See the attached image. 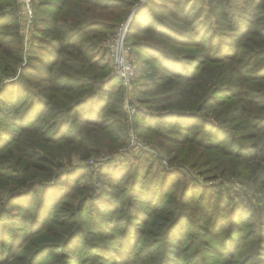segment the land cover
Returning <instances> with one entry per match:
<instances>
[{
	"label": "trees",
	"instance_id": "obj_1",
	"mask_svg": "<svg viewBox=\"0 0 264 264\" xmlns=\"http://www.w3.org/2000/svg\"><path fill=\"white\" fill-rule=\"evenodd\" d=\"M138 1L39 0L35 24L42 36L25 50L15 0H0V153L18 138L9 124L43 135L29 144L31 161L5 156L0 163V183L8 192L0 187V243L10 240L0 264H38L36 257L46 254L69 260L82 242L108 252L117 264H218L211 258L225 263L250 246L252 264L264 262V0L241 5L233 2L238 0H146L127 35L149 55L143 68L148 82L139 89L161 92L143 101L155 109L138 113L140 134L158 141L165 153L174 151L168 141L180 144L178 155H168L171 162L190 146L203 150L202 156L218 152L203 159L210 166L206 174L220 171L228 180L233 172L243 174L247 192L256 195L251 213L232 208L242 216L225 226V206L232 199L222 186L209 196L197 195L201 184L196 178L182 180L181 162L174 170L163 163L129 165L116 178L110 170L108 185L98 193L86 173L69 177L67 187L52 184L65 176L54 166L58 157L40 160L60 142L82 148L92 137L114 135L123 143L113 131L116 116L125 115L122 78L111 73L107 50L100 58L95 50ZM247 16L249 25L242 22ZM253 17L259 20L255 25ZM139 35L155 40H134ZM182 46L196 51L181 53ZM19 70L14 81H6ZM92 230L107 243L95 245ZM172 235L181 238L177 248L169 244ZM218 236L232 241L214 249ZM191 244L196 263L182 259Z\"/></svg>",
	"mask_w": 264,
	"mask_h": 264
},
{
	"label": "rangeland",
	"instance_id": "obj_2",
	"mask_svg": "<svg viewBox=\"0 0 264 264\" xmlns=\"http://www.w3.org/2000/svg\"><path fill=\"white\" fill-rule=\"evenodd\" d=\"M12 1V0H10ZM242 0L238 1H233L234 3H239L241 5ZM14 2V0H13ZM39 0H15V9L17 11V16H18V24L20 27V30L22 32L23 36V46L25 47V50H27L28 47H30L31 43H38L39 42V37H41L42 33L39 27L35 24L38 15L41 13V8L38 5ZM146 3V0H139L137 3V7L133 8L132 12L129 14V16L126 17V19H122L117 23V28L115 31H111L107 34L106 38L96 46L95 54H98L99 58L101 55L106 52L107 50L108 55L106 54V58L109 57V49H108V41L115 35L117 30L122 27V25H125L129 22V27L128 31L131 27V24L135 21L136 19V13L140 10L142 6ZM174 7V4H170ZM29 8L32 10V15L34 19L33 22L30 21V16H27V12H24L20 14L23 10H27ZM249 6H247L245 12L249 11ZM241 10V9H240ZM239 10V11H240ZM152 10H149L148 13H151ZM242 12V13H245ZM147 15V14H146ZM140 14L138 15L139 18ZM244 18V17H243ZM254 18L253 24L255 25V19L257 21L258 18ZM248 19V20H247ZM250 18L245 17L242 22L245 25H249ZM145 23H148L149 21L144 18ZM177 23V22H176ZM176 25H181L180 23H177ZM253 27V26H252ZM128 35V32H127ZM144 38V42H150L154 41L155 38H152L150 36H141L139 35L138 37H135L134 40ZM128 39V37H127ZM131 41L128 40V43L130 45V52L129 56L132 59L133 57V65L135 67L134 74L132 76V79L125 80L123 79L119 74L116 73V66L115 63L110 62V69L112 74H117L122 78V83L124 86V91L122 94V100H121V107L122 110L124 111L125 115L124 117H119L116 116L118 119V127H115L113 129L114 133L119 136V139L123 143H117L114 137V135H109L105 139H94L90 138V142H87L84 145L86 147L80 148V146L76 144H67L65 142H60L57 144V146H53L52 150L50 152H42L40 155V160H45V155H53V157H58V160L56 161L57 164L54 162V166L56 167L57 170L61 171L62 173H65V176L56 181H52V184L58 183L61 184L63 187H67L69 185L68 183V178L72 177V179H77L79 173H86V179L91 180L93 185H95V188L97 192L107 186V181H109L110 175L108 172L111 171H116V177L122 175L121 172H124V167H128L129 165H136L138 163H143V166L151 164L153 167L158 165V163H163L165 167H167L169 170H174L172 165H176L177 163L181 162V168L183 170L182 174V180L184 181V178L187 180H192L194 178L198 179L200 182V186H198L197 195L203 194L205 196H209L208 193H211L212 189L215 186H222L223 191L225 194L228 195V199H232L233 203L226 205V210L225 213L226 215L224 216V224L225 226L227 225V221L229 222L230 218L233 217L235 219L236 217L242 216V211L237 214L235 209L237 206H239L240 209L242 210H248V213H251V211L248 209L250 207H254V203H257L255 198L256 195L253 194V192L248 191L247 188L244 186V175L243 174H238V173H231V175L236 174V176H233L228 180L229 177L223 176L219 177L220 171H214L212 173L206 174L207 170L210 169V166L204 165L203 159L206 160L207 157L212 156V153H218L216 151H209L208 154L202 156L203 150L199 148H194V146L186 147V149L183 151L182 156L179 158L175 159L173 162H171L170 158L174 155H178L179 150H183L180 146V144H175L172 142L168 141V145H170L174 151L171 153H165L158 145V141H154L151 137L148 138L147 136H143L140 134L139 129L137 128L135 122L137 120L138 113L145 112V111H153L155 107L152 105L147 104L146 102H143L145 99H149L152 97H155L161 92L157 91H152V92H142L141 89L143 85L148 82V79L143 77V68H144V60L147 58L148 52L147 49L144 47L142 49L138 48L137 46L133 45V38L130 39ZM165 43L170 44L169 41L164 40ZM177 47V46H176ZM179 49V48H178ZM193 51V52H191ZM196 49L193 50V48L188 49L185 46H182V48L179 50L181 53H195ZM97 57V59H99ZM110 58V57H109ZM111 59V58H110ZM108 61V60H106ZM192 65V64H191ZM20 70L17 72V74L14 77H9L6 79V81H14L18 75H19ZM141 87V89H139ZM118 100H115V105H118ZM258 106H256L255 109H257ZM116 121V120H115ZM233 125V124H231ZM9 129H13L14 132L17 131L18 135L16 138V143H13L12 146L4 150L0 155L2 158H0V163L3 164L5 160V156L7 157H15L17 159H23L24 161H31V157L29 154L31 151H29L31 146L29 144H32L31 142L38 143L42 140L43 135L41 132L38 130L33 131V132H23L19 127H15L11 124H9ZM121 136V138H120ZM112 137V139H111ZM99 140V141H98ZM161 141V140H159ZM97 142V143H96ZM98 144V145H97ZM90 149V150H89ZM53 151V154H52ZM167 155V157H166ZM169 155V157H168ZM223 154H220L218 156L222 157ZM14 159V158H13ZM229 164L232 165L233 167H236L237 164L234 161L228 160ZM148 163V164H147ZM49 165V162L46 164H43L42 166L39 167V169H42V167ZM10 170H13L12 168ZM0 171H2L0 169ZM67 175V176H66ZM132 176H126L125 181L122 185L127 184L128 179H130ZM85 179H82V181ZM212 186V188H211ZM0 187L4 189L5 194H7V186L6 184H1ZM62 187V189H64ZM176 189V188H175ZM179 189V188H177ZM208 189V190H207ZM254 196H253V195ZM198 197V196H197ZM218 196L214 195V199L217 198ZM126 199L128 200V197L126 196ZM227 199V198H226ZM143 199H140L138 201H142ZM252 202V203H251ZM139 203V202H138ZM260 206L261 208H264L263 203ZM101 208H104V205L101 206ZM235 209L234 210H232ZM245 208V209H244ZM13 210L15 211V207H13ZM200 212H197L196 215H200ZM252 215L256 217L257 211L252 212ZM232 219V220H233ZM230 220V221H232ZM203 222V221H202ZM185 223V224H184ZM186 221L182 222L180 224L181 230H185L187 228ZM186 225V226H185ZM118 226V225H116ZM227 227H230V224H228ZM189 231V230H188ZM191 231V230H190ZM238 233L233 231V239H236V235ZM224 236V235H223ZM221 236V238L218 236V238L214 239V249H223L225 247V241L227 243L232 241V237L227 240V238ZM207 239H210V236H204ZM213 237V236H212ZM220 238V239H219ZM90 239L94 242V244H101V243H107L105 241V238H102L101 236L96 234L95 230H92L90 234ZM10 241V240H9ZM8 240L6 241L5 244L0 243V255H5L6 251L8 250V245L7 243L9 242ZM189 241V237L183 238V242ZM223 241V242H222ZM250 241L248 236L244 237V242L248 243ZM109 243H114L112 240H108ZM181 243V238L180 240H177L173 237V235L170 238V245H173L175 248H177ZM168 245V242H165V245ZM190 244V243H189ZM254 245V244H253ZM264 245V241L262 243ZM169 246V245H168ZM192 247V244L190 246L186 245L183 249L189 252H185L184 256L182 257L183 260H191V262L196 263L198 260L195 259V256L193 255L196 246L192 248V250H189ZM254 247V246H253ZM89 246H87L85 243H81V245L78 248V251L76 250L73 253V258L68 259H59V256L56 255H51V254H46V255H39L36 257L38 264H48L49 261H53L51 264H117L115 261H113V258L109 256L108 252L100 251L93 249ZM205 249V248H204ZM253 248L250 246V248L246 249L243 248L237 257L231 258L227 260L225 263H221L223 261L221 257L216 256L215 259H212V262H219L218 264H252L253 261L249 257L251 251ZM214 254H216V250H213ZM210 253V251L208 252ZM206 253V255H208ZM94 255V256H93ZM210 255V254H209ZM212 257V256H210ZM199 259V258H198ZM264 259V256H263ZM59 260V262H58ZM249 262L247 263L246 261ZM15 260L14 262H16ZM8 264V263H6ZM260 264H264V262H261Z\"/></svg>",
	"mask_w": 264,
	"mask_h": 264
},
{
	"label": "built area",
	"instance_id": "obj_3",
	"mask_svg": "<svg viewBox=\"0 0 264 264\" xmlns=\"http://www.w3.org/2000/svg\"><path fill=\"white\" fill-rule=\"evenodd\" d=\"M20 14L27 12V16H30V21L33 22L34 19L32 15V10L27 8V10L19 11ZM129 22L122 25L115 35L108 41L109 57L113 60L116 66V73L119 74L123 79L130 80L134 74L135 67L133 65L132 59L129 56L130 45L127 40Z\"/></svg>",
	"mask_w": 264,
	"mask_h": 264
}]
</instances>
